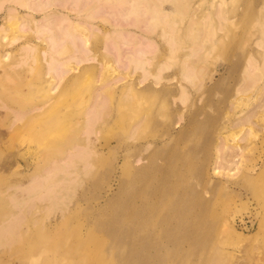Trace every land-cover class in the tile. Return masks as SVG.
Here are the masks:
<instances>
[{
    "label": "rangeland",
    "instance_id": "obj_1",
    "mask_svg": "<svg viewBox=\"0 0 264 264\" xmlns=\"http://www.w3.org/2000/svg\"><path fill=\"white\" fill-rule=\"evenodd\" d=\"M30 1L49 5L33 10L0 0L5 36L0 40L8 42L0 48V227L18 219L12 234L0 236V264H78L84 253L88 262L81 264H264V0H156L151 5L166 11L173 25L164 36L160 24L147 30L154 17L142 13L144 2L132 8L133 0ZM179 2L186 11L176 10ZM13 6L20 31L9 25ZM137 12L142 29L135 25ZM78 21L87 26L75 28L78 37L71 43L66 31ZM36 23L48 32L35 33ZM121 27L118 34L115 29ZM127 28L149 39L124 45L131 37ZM119 35L123 54L132 47L147 51L144 68H135L127 58L128 68L116 61L112 42ZM28 41L35 45L30 54L20 49ZM53 42L65 44V52H56ZM82 46L91 60L74 63L61 77L50 70L53 57L79 55ZM185 71L192 82L183 79ZM181 84L186 86L185 102L179 99ZM93 105L98 119L87 144L90 164L77 158L41 188L29 189L49 166H64L72 147L86 145V118ZM253 109L256 114L230 140L222 124L231 126V119ZM191 116L200 125L187 126ZM166 131L171 137L160 140ZM135 139L144 146L125 150ZM228 144L244 147L241 155L231 157L235 150ZM174 148L186 154L188 181L201 195L204 206L192 209V216L207 231H202L205 238L185 246L186 256L167 242L176 253L163 261L151 260L153 253L146 248L141 253L148 258L143 259L129 255L128 248L117 251L115 242L123 238L114 237L100 219L101 209L113 210L107 203L117 192V156L129 153L135 164H147L155 151L160 163L163 153ZM138 155L147 158L138 162ZM250 162L256 163L253 171L247 170ZM73 247V256L67 255ZM217 248L219 256L214 255Z\"/></svg>",
    "mask_w": 264,
    "mask_h": 264
},
{
    "label": "bare ground",
    "instance_id": "obj_2",
    "mask_svg": "<svg viewBox=\"0 0 264 264\" xmlns=\"http://www.w3.org/2000/svg\"><path fill=\"white\" fill-rule=\"evenodd\" d=\"M14 1L18 3L19 6L33 10L34 8L44 9L49 5V4L47 5V3L44 4L43 2H38L35 5H32L30 0H14ZM48 1L50 2L52 0H48ZM155 1L156 0H133L134 3H131V5L132 8H134V4L144 2V9L142 13L146 14L147 12H151L154 17V18L152 17L154 22L150 23L149 25H146L147 30L152 31L155 28V24H160L162 27L161 29L162 35L164 36L166 35L167 31L171 32L173 30V25L170 21L166 19V16L168 14L166 11H163L162 8H158L157 5L154 6L151 5V2L155 3ZM16 7L15 6L9 7V13L11 14V16L9 17L10 20L9 25L11 26V28H13V30L16 29V31L17 30L20 31L21 27H20V23L17 21V11H15ZM176 10L179 12H184L187 10V8L183 2H179L176 5ZM91 11H88L87 15L90 16ZM128 14L130 13L128 12ZM128 14L125 15L126 20L128 18ZM29 16L32 17L31 14ZM138 19L139 18L137 12V17H135L134 19L137 22L135 23V25L138 28L142 29V27L138 25ZM31 20H34L33 17L31 18ZM26 21H29V19H26ZM128 25H131V22H129ZM50 26L52 27L53 24L50 23ZM86 26L87 25L82 21H78L77 23H74L71 26H69L68 30L66 31L67 33L66 38L68 39L67 41H70L72 43L71 41L72 38L78 37V35L74 34L75 28L77 27L86 28ZM35 27L33 28L35 33L42 32L41 29L38 28L37 23ZM201 28H202L201 23H197V29L200 30ZM123 29L124 28L121 27L119 29H115V31L118 32V34H121V30ZM127 31L131 34V37L129 34H127L129 35V37H127L122 42V44L124 45L131 44L132 46H137L140 38H144L146 40L149 39L147 36H145V34H142L141 32H140L141 37H138V35H135L136 33L132 34L131 32L133 31L128 30V28ZM262 31H263L262 33L263 35L260 40H263L264 43V24ZM3 32H4V27L2 25L0 26V37L3 36ZM46 32L48 31L43 30L42 33H46ZM119 36H118L119 39L117 36H115L112 42L113 43L112 47L116 50V55H117L116 61L118 62L122 61L125 68H128L129 66L128 63L133 65L135 68H144V64L147 60V51L144 48L132 47L133 48L132 50H129L127 53L123 54L121 50V39H120L121 35ZM9 37L11 40H13L12 39L13 37L11 36ZM86 37L87 38L84 39V43H83L84 45H86L89 41V37L88 36ZM7 44L8 42L4 44L3 39L0 40V48L3 49L4 46H6ZM52 45L55 51L56 52L58 51L61 54L65 52L67 47L65 44H62V46L60 47L56 46L54 42ZM57 47L59 48L56 49ZM34 48L35 45L32 44L30 41L25 42L22 45V47H20L21 50L29 54L33 52ZM82 48L83 50L80 51L79 55L73 52L69 55L68 58L64 57L60 59L57 57H53L52 59H54V61L52 63L50 62V66H49L50 70L55 72V75H59L61 77L65 75L66 72L73 70L72 67H75L74 63H79L82 62L83 60H91L92 58L88 56L85 47L82 46ZM109 52H111L110 49ZM2 58L4 59V54L0 53V62ZM123 58H127L128 63L124 62ZM69 64H71L72 66L71 65L69 66ZM63 66L68 68H64ZM110 68L111 67H108L106 69L109 70ZM183 75H184L183 79L190 80L192 82V74L185 71L183 72ZM181 85L183 87L179 99L185 102L187 99L186 86L183 84ZM47 92L48 90H45V93ZM97 105L100 106L101 104L97 102ZM98 106L93 105L92 108L89 109V114L88 117L86 118V130H85V134L87 135V138H85L87 139L86 145L83 147L80 146L78 147L75 146L74 148L72 147L71 150H69L68 154H66L64 157V162H63L64 166L61 164L49 166L43 172V174L39 175L38 177H35L32 180V182L28 185L29 189L35 190L41 188L45 184L44 180H47L48 178L52 177L53 175H55V173H58V171L60 170L64 171L63 168L66 169L67 168L66 166L68 167L70 165L73 166L72 164H74L73 162L77 158L82 159V161L84 160L83 162L85 161L86 163L88 162V158L91 153L90 150H92L88 145H90L91 143L90 135L94 132L93 126L98 119L97 115L95 114L96 111L98 112L97 110ZM255 114H256V109H253L248 113V115H245L244 117H241L237 120L231 119L230 120L231 126H228V122L226 124L223 123L221 126V130L224 131L227 129V132H230V136H231L230 140L234 141L236 140L237 134L242 130L241 124H244L243 121L245 120L250 121L251 116H254ZM18 116L17 118L20 119L22 117V114ZM186 121H187L186 122L187 126H192L195 123H197V125H200L201 123L199 122L198 119H195L193 116L187 118ZM250 134L251 135L253 134L254 136L256 134V131H252V133L250 132ZM170 137H171L170 132L166 131V133L161 136L160 140L166 141ZM164 145H163V149H167V147L164 148ZM133 146L141 148L144 146V143L135 139V141H133L132 144H130V146H128V144L126 145L125 150L127 151L131 150ZM228 146H230L235 150L233 154L232 153L230 154L231 157H236L238 155H241V150L244 149V147H242L241 145L233 146L228 144ZM220 156H221V160L224 159V155H222V153L220 154ZM137 157L138 158L136 160H138V162L142 161L143 158L145 157L147 158V156H139V155ZM217 159H218V155H217ZM86 163L84 165L85 167L86 166L88 167L90 163L88 162V165ZM135 163L137 162H133L131 160V155L129 153H124L121 156L119 155L117 156L116 168L114 167L116 174L114 176L115 178L114 180L117 185V192L115 193L114 197H109V198L107 197L109 200L106 198V200H108L107 205L112 206L113 210L110 212V214L108 213V211H104L102 209L100 210L101 212L100 219L102 222L101 223L102 226L107 225L106 227H108V229H111L113 231L112 234L115 235L114 237L120 239L123 238L121 242H115V244L117 245L115 249H118L117 251H124L125 248H128L130 250L128 253L129 255L135 256L136 254H138L139 256H142L141 251L143 248H146L148 249L149 255H150V251H152L153 253V255L150 258L151 260L156 259L158 261H163L164 259L169 258L170 255L176 253V252L175 253L170 252V250H168V248L166 247L167 242H172L177 244L179 247L183 249L181 250L180 253L182 256L188 255V251L185 250V246L188 245L190 246L192 244H195L197 241L200 240V238L203 237L202 231L203 232L205 231L201 230V227L198 224L199 220L195 222L194 221L195 219H193L192 216L194 214V213L192 214V212L195 211L192 209H195L196 206L198 207V205L201 206V204L203 203L202 200L200 199L201 195L199 198L198 191H196L195 187L192 186V184L188 181L187 172H186L187 170L184 169L186 167V164H188L186 154L175 148L172 151L167 150L165 155L163 153V157L161 158V162L159 163L156 159L155 151H153V153H151V155L148 157L147 164H142V163L135 164ZM247 165H248L247 170L251 169V171H253L256 167V163L254 162L253 163L250 162ZM71 166L69 168H71ZM111 188L112 187L107 189L111 190ZM206 203H205V207L207 206ZM202 206L200 208H203ZM200 211L201 213L198 212L197 210V213L203 215L202 210ZM197 215H194L196 216L197 219H199V217L201 218V216L197 217ZM202 220L203 218L201 219V221ZM17 222L18 219L14 218L12 220H9V222H7L5 225L3 224L0 227V236L12 234L16 228ZM203 225L205 226V224ZM235 230L236 229L234 228V231ZM203 238H205V235ZM238 238L240 240L243 239V237L241 236H239ZM67 250H68L67 251V255H68V252L71 253L72 251L75 250V248L73 247ZM220 252H221L220 248H217L214 252V255L219 256L218 254H220ZM70 256L71 255L69 254V257ZM79 257H80L79 261H82L83 263L88 262V256H86L85 253L80 254ZM143 257L148 258V255H144L141 258L143 259ZM79 261L78 264H81L79 263Z\"/></svg>",
    "mask_w": 264,
    "mask_h": 264
}]
</instances>
